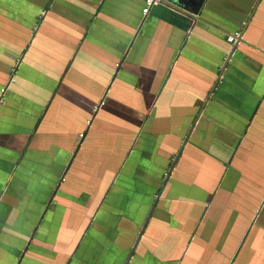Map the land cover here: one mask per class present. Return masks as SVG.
<instances>
[{
  "label": "crops",
  "instance_id": "0c3cea01",
  "mask_svg": "<svg viewBox=\"0 0 264 264\" xmlns=\"http://www.w3.org/2000/svg\"><path fill=\"white\" fill-rule=\"evenodd\" d=\"M144 6L0 0V264H264V0Z\"/></svg>",
  "mask_w": 264,
  "mask_h": 264
},
{
  "label": "built area",
  "instance_id": "2783aa9c",
  "mask_svg": "<svg viewBox=\"0 0 264 264\" xmlns=\"http://www.w3.org/2000/svg\"><path fill=\"white\" fill-rule=\"evenodd\" d=\"M145 1V6L142 9L143 14H147L150 11V8L164 3L165 0H144ZM242 35L238 32H235L233 34H230L227 36V41L230 42L233 45H238L241 42ZM233 53V51H232ZM12 79H10L11 81ZM4 92L5 89H2ZM99 106L95 107L94 110H97ZM84 133H81L80 136L83 137Z\"/></svg>",
  "mask_w": 264,
  "mask_h": 264
}]
</instances>
